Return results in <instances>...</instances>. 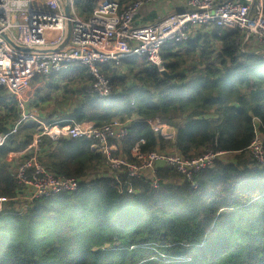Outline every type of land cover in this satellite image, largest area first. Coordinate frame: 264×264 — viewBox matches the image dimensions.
Segmentation results:
<instances>
[{
	"label": "trees",
	"instance_id": "16d2710c",
	"mask_svg": "<svg viewBox=\"0 0 264 264\" xmlns=\"http://www.w3.org/2000/svg\"><path fill=\"white\" fill-rule=\"evenodd\" d=\"M99 1L75 0L79 18L88 21ZM109 1L125 8L138 0ZM239 37L210 28L187 42L166 44L161 56L174 81L149 69L144 58L102 66L112 93L105 100L89 93L94 79L84 67L34 77L29 110L46 125L58 123L54 128L61 134L56 144L41 139L39 162L81 185L77 193L21 205L14 161L33 154L38 126L23 125L10 136L0 148V199L10 200L0 214V264H264V168L253 155L245 159L259 136L264 155V60L242 53ZM186 56L194 63L191 74L182 73ZM51 102L45 113L41 105ZM21 116L15 99L0 88V134L9 133ZM115 120L130 122L115 152L129 161L141 141L142 154L171 149L184 160L207 152L234 154L235 160L218 159L196 175L197 189L187 181L163 184L177 175L159 169V190L140 181L129 195L125 176L100 175L104 158L91 150V140L67 137L70 121L101 128ZM154 120L173 126L175 139L155 133L149 124ZM132 213L133 231L127 225ZM39 232L46 237L42 248L31 240Z\"/></svg>",
	"mask_w": 264,
	"mask_h": 264
},
{
	"label": "built area",
	"instance_id": "2783aa9c",
	"mask_svg": "<svg viewBox=\"0 0 264 264\" xmlns=\"http://www.w3.org/2000/svg\"><path fill=\"white\" fill-rule=\"evenodd\" d=\"M162 1L138 0L121 8L117 2L100 0L92 17L85 22L78 16L75 0H0V88L15 99L22 115L9 133L0 134V148L21 126H38V135L31 144L33 154L16 169L15 181L23 189L17 197L21 205L35 199L77 193L81 185V180L48 172L39 162L41 139L47 138L56 144L61 140V134L54 128L58 123L46 125L36 111L29 110L33 98L29 86L34 77L47 79L85 67L94 79L89 93L102 100L109 99L112 95L110 81L102 74V66H118L122 60L139 57L146 60L149 69L162 76L166 72L162 48L169 43L187 42L196 33L210 28L239 32L242 53L259 55L264 60L261 56L264 54V0H186L177 12L170 13L166 9L157 20L136 24L142 9L160 6ZM66 6L70 11L69 18ZM68 25L70 39L66 43ZM3 35L27 52L12 49ZM69 123L72 128L67 137L91 140V150L101 154L112 171L109 176L127 178L125 186L129 195L135 194L134 183L138 181L159 190L161 168L179 174L197 189L195 176L214 166L224 154L207 152L191 160H184L172 151L142 154L140 145L144 142L141 141L133 151V160L129 161L115 153L116 145L127 138L129 121L115 120L101 128ZM149 124L164 139L172 138L169 125L160 120ZM252 155L264 168L260 163V160L264 161L262 150L253 151ZM9 201L0 199V214Z\"/></svg>",
	"mask_w": 264,
	"mask_h": 264
},
{
	"label": "rangeland",
	"instance_id": "374dc122",
	"mask_svg": "<svg viewBox=\"0 0 264 264\" xmlns=\"http://www.w3.org/2000/svg\"><path fill=\"white\" fill-rule=\"evenodd\" d=\"M152 9V6H149V7H146V8H144V9H142L141 10V14L139 15V18H138V20L136 21V23H146L147 22V16L148 15H150V10ZM169 10V9H168ZM169 12H170V10H169ZM191 60H192V57H185L184 58V61H185V67L182 69L183 71H182V73H185V74H191V73H189V71H188V69H191L192 70V68L191 67H193L194 66V63L193 62H191ZM188 67H190V68H188ZM37 86V84L36 83H33L32 84V88H35ZM139 86V85H138ZM30 91H31V89H29V93H30ZM5 92V91H4ZM44 95V94H43ZM5 96L7 97V98H9V99H12V97L11 96H9L6 92H5ZM52 97H53V95H52ZM57 98H59V97H57ZM33 99H35L34 97H33ZM52 103L53 102H51L48 106H46V108H44L43 107V105H41V109L42 110H45V113H49V110L47 109L48 107H50L51 105H52ZM77 105V104H76ZM73 108V106H71L70 107V109H72ZM65 113H64V111H62L61 110V113H60V115H64ZM165 122V124H169L168 122H166V121H164ZM182 123L181 122H177V124L176 125H181ZM171 141V140H170ZM261 150H262V138L261 137H259V139L254 143V145H253V147H252V149H251V151H249V152H247V157L245 156V159L246 160H248L249 158H251V155H252V152L254 151L255 153H257V152H261ZM165 151H167V152H169V151H171V149H166ZM219 161H221V162H223L224 164H227V163H229V162H231V161H233V160H235V155L234 154H223L222 156H220L219 158ZM27 159H25V160H23V159H18V156L17 157H15V167H16V165L17 164H23L25 161H26ZM260 163L262 164V165H264V161H262V160H260ZM104 173L105 174H112V171L111 170H109L108 168H107V166L105 165L104 167ZM16 169L17 168H14V172L16 171ZM16 173V172H15ZM177 174V173H176ZM177 175H179V174H177ZM134 219H135V213H132L128 218H127V225H129V226H131V228H130V230L131 231H133V228H132V226H134ZM115 226L113 225V226H111L110 227V230L111 229H113ZM45 232V231H44ZM45 239H46V237H45V234H42L41 232H39L38 233V235L37 236H35L34 237V235H31V240H33V241H36V243L38 244V247H41L42 248V246L45 244ZM116 244H120V242L119 243H116ZM155 252V251H154ZM164 254V253H163ZM162 261H165L166 259H165V254H164V256L162 257V259H161Z\"/></svg>",
	"mask_w": 264,
	"mask_h": 264
},
{
	"label": "crops",
	"instance_id": "0c3cea01",
	"mask_svg": "<svg viewBox=\"0 0 264 264\" xmlns=\"http://www.w3.org/2000/svg\"><path fill=\"white\" fill-rule=\"evenodd\" d=\"M185 1L186 0H163L162 1V4L160 5V6H152V9L149 11L150 12V15H148L147 17L148 18H151V15L152 16H155V19H153V20H147V22H152V21H155V20H157L159 17H161L163 14H164V11L166 10V9H169L170 10V13H173V12H177V11H179L181 8H182V6L184 5V3H185ZM142 13V12H141ZM146 22V23H147ZM136 24H140V23H136ZM33 96H35V94H33ZM34 99L32 98V100H31V102L33 101ZM30 102V103H31ZM170 133H171V135H174V136H176V130H175V128L173 127V126H170V131H169ZM18 167V166H17ZM16 167V168H17ZM162 169V168H161ZM163 170V169H162ZM167 171V170H166ZM103 174H105L104 173V171H102L101 172V174L100 175H103ZM177 175V174H176ZM123 177V176H122ZM158 178H160L159 176H158ZM79 180V179H78ZM140 181H138V183H139ZM185 182V180L181 177V176H179V175H177V177H175V178H173V179H170V180H168L166 183H165V181L163 180V184H168V183H170V184H172V185H177V186H181L183 183ZM161 183H162V180H161ZM161 183H160V188H161Z\"/></svg>",
	"mask_w": 264,
	"mask_h": 264
},
{
	"label": "water",
	"instance_id": "95a60500",
	"mask_svg": "<svg viewBox=\"0 0 264 264\" xmlns=\"http://www.w3.org/2000/svg\"><path fill=\"white\" fill-rule=\"evenodd\" d=\"M65 12H66L67 18H69L70 17V11H69L68 6H66V8H65ZM2 37L6 40V42L8 43V45L12 49L17 50V51H21V52H27L26 50H22V49L16 47L13 44V42L7 36L3 35ZM69 39H70V26L68 25V33H67L66 43H68ZM162 76L165 77V78H167V79L173 80V81L176 79V75H169L167 72H164L162 74Z\"/></svg>",
	"mask_w": 264,
	"mask_h": 264
},
{
	"label": "bare ground",
	"instance_id": "6f19581e",
	"mask_svg": "<svg viewBox=\"0 0 264 264\" xmlns=\"http://www.w3.org/2000/svg\"><path fill=\"white\" fill-rule=\"evenodd\" d=\"M241 37H239V39H240ZM261 56H264V54H261ZM80 68H82V67H80ZM80 68H78V69H80ZM85 68V67H84ZM78 69H76V70H78ZM70 71H75V70H70ZM70 71H67V72H70ZM67 72H64V73H67ZM61 74V73H60ZM56 75H58V74H56ZM52 76H55V75H52ZM51 77V76H50ZM39 116H40V114L38 113V112H36ZM171 134V133H170ZM175 139V136L174 135H172V138L171 139H169V141L170 140H174ZM256 140L257 139H255V142H256ZM252 148V147H251ZM262 149H263V142H262ZM214 154H219V153H214ZM213 167V166H212ZM211 167V168H212Z\"/></svg>",
	"mask_w": 264,
	"mask_h": 264
}]
</instances>
